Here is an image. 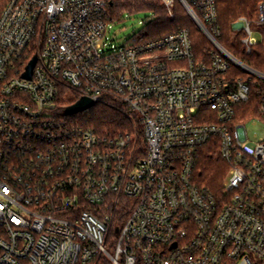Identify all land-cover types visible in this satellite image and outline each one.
<instances>
[{"label": "built area", "instance_id": "built-area-1", "mask_svg": "<svg viewBox=\"0 0 264 264\" xmlns=\"http://www.w3.org/2000/svg\"><path fill=\"white\" fill-rule=\"evenodd\" d=\"M160 1L171 18L186 9L207 56L189 29L117 44L112 0L8 1L0 264H264V137L248 129L264 126V69L219 43L216 0ZM233 29L264 65V0ZM67 91L115 104L130 130L62 117ZM211 140L229 164L219 195L196 180Z\"/></svg>", "mask_w": 264, "mask_h": 264}, {"label": "trees", "instance_id": "trees-1", "mask_svg": "<svg viewBox=\"0 0 264 264\" xmlns=\"http://www.w3.org/2000/svg\"><path fill=\"white\" fill-rule=\"evenodd\" d=\"M9 0H0V15ZM218 8L219 43L235 58L255 69H264L257 51L248 54L242 44V34L233 29V24L242 16L253 20L258 16L261 0H216ZM111 14L114 21H119L123 15L134 16L147 14L145 28L141 32L146 40H154L170 35L180 29H189L195 51L198 55L209 54L210 42L193 24L186 9L178 2L176 14L171 18L160 0H112ZM80 100L74 91H67L65 99L60 102L58 111L64 117L65 109ZM249 106H252L249 104ZM255 107V106H253ZM254 115V113H252ZM251 114V115H252ZM248 115V116H251ZM86 128L101 133H119L130 130L126 114L115 104L98 103L87 112L67 118ZM219 143L211 140L200 152L196 180L206 186L216 195L222 193L223 183L227 179L229 164L220 155Z\"/></svg>", "mask_w": 264, "mask_h": 264}, {"label": "rangeland", "instance_id": "rangeland-1", "mask_svg": "<svg viewBox=\"0 0 264 264\" xmlns=\"http://www.w3.org/2000/svg\"><path fill=\"white\" fill-rule=\"evenodd\" d=\"M146 18L147 14L123 15L119 21L112 25L109 36L115 39L117 44L124 45L135 35L143 32ZM248 129L252 136L257 134L260 137H264V126L250 125Z\"/></svg>", "mask_w": 264, "mask_h": 264}, {"label": "water", "instance_id": "water-1", "mask_svg": "<svg viewBox=\"0 0 264 264\" xmlns=\"http://www.w3.org/2000/svg\"><path fill=\"white\" fill-rule=\"evenodd\" d=\"M35 65H36V59H34L28 66L27 73L25 74L26 78H31ZM95 105L96 103L93 100L84 97V98H81L74 105L67 107L65 109V115L73 116L79 113L87 112L88 110L92 109Z\"/></svg>", "mask_w": 264, "mask_h": 264}]
</instances>
